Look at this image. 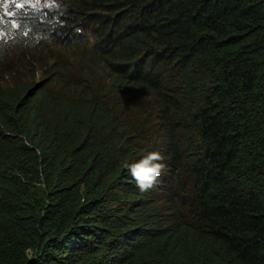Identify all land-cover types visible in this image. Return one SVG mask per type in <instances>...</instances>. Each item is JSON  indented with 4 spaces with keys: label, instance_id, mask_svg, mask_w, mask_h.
Here are the masks:
<instances>
[{
    "label": "trees",
    "instance_id": "trees-1",
    "mask_svg": "<svg viewBox=\"0 0 264 264\" xmlns=\"http://www.w3.org/2000/svg\"><path fill=\"white\" fill-rule=\"evenodd\" d=\"M66 6L0 87V264H264V0ZM157 141L180 198L151 212L126 165Z\"/></svg>",
    "mask_w": 264,
    "mask_h": 264
},
{
    "label": "clouds",
    "instance_id": "clouds-1",
    "mask_svg": "<svg viewBox=\"0 0 264 264\" xmlns=\"http://www.w3.org/2000/svg\"><path fill=\"white\" fill-rule=\"evenodd\" d=\"M66 7V0H0V87L12 84L17 74L26 71L41 76V56L55 54L54 48L47 51L48 42L54 38L63 41ZM4 22L12 29L5 28ZM65 45L64 54L69 58L89 55L81 47ZM5 76L12 80L7 82ZM163 147L162 141H157L147 155L126 165L151 212L168 208L180 198L172 187L174 175Z\"/></svg>",
    "mask_w": 264,
    "mask_h": 264
},
{
    "label": "rangeland",
    "instance_id": "rangeland-1",
    "mask_svg": "<svg viewBox=\"0 0 264 264\" xmlns=\"http://www.w3.org/2000/svg\"><path fill=\"white\" fill-rule=\"evenodd\" d=\"M7 82H10L12 80V77L11 76H5ZM0 80H1V76H0Z\"/></svg>",
    "mask_w": 264,
    "mask_h": 264
}]
</instances>
